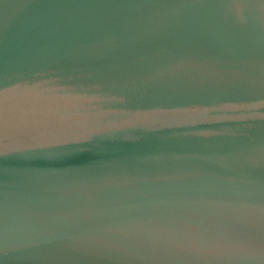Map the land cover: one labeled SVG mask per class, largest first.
Masks as SVG:
<instances>
[{
    "label": "water",
    "instance_id": "water-1",
    "mask_svg": "<svg viewBox=\"0 0 264 264\" xmlns=\"http://www.w3.org/2000/svg\"><path fill=\"white\" fill-rule=\"evenodd\" d=\"M0 264H264V0H0Z\"/></svg>",
    "mask_w": 264,
    "mask_h": 264
},
{
    "label": "snow or ice",
    "instance_id": "snow-or-ice-1",
    "mask_svg": "<svg viewBox=\"0 0 264 264\" xmlns=\"http://www.w3.org/2000/svg\"><path fill=\"white\" fill-rule=\"evenodd\" d=\"M0 118H2V117H0Z\"/></svg>",
    "mask_w": 264,
    "mask_h": 264
}]
</instances>
